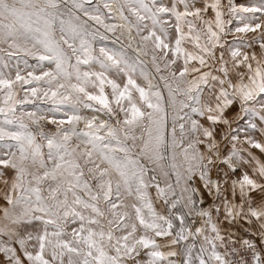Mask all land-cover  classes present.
I'll return each instance as SVG.
<instances>
[{
    "label": "snow or ice",
    "instance_id": "1",
    "mask_svg": "<svg viewBox=\"0 0 264 264\" xmlns=\"http://www.w3.org/2000/svg\"><path fill=\"white\" fill-rule=\"evenodd\" d=\"M0 53V264H264V0H0Z\"/></svg>",
    "mask_w": 264,
    "mask_h": 264
},
{
    "label": "rangeland",
    "instance_id": "2",
    "mask_svg": "<svg viewBox=\"0 0 264 264\" xmlns=\"http://www.w3.org/2000/svg\"><path fill=\"white\" fill-rule=\"evenodd\" d=\"M224 0H222L223 2ZM94 3H98L99 0H93ZM227 2V1H226ZM233 2L236 4V5H243V6H250V5H254V4H258L259 3V0H233ZM104 11L106 12L107 10L104 9ZM209 15H211V13H209ZM108 23H118L119 21H116V20H107ZM232 27L234 28L235 27V22L233 23ZM259 33H248L247 34V37L248 38H251L252 36L254 35H258ZM111 35V34H109ZM227 39L230 41L232 39L231 36L227 37ZM101 45H106L107 47H113V44L112 42L109 40V41H104V42H98L97 44V47L101 46ZM254 50H256L258 52V45H254ZM27 60L28 61V64L30 65H33L34 68H27L23 61L24 60ZM4 62H7L8 65H9V69H6L5 71H11L12 74L14 75L15 74V69H16V66H17V63L19 62V67L21 68L22 70V74H26L27 71H32L34 70L37 74H39L41 72V67H35L37 65V61L32 59L31 57H24L22 54L20 56H15V57H12V58H8L6 56L3 55V53H0V67H2L3 63ZM44 70H47L48 68V65L45 63V65L42 66ZM23 93H21L22 95ZM27 109L28 110H32V105H27ZM49 128H53V126L49 125L48 126ZM243 135V134H242ZM0 187H2V185H0Z\"/></svg>",
    "mask_w": 264,
    "mask_h": 264
},
{
    "label": "crops",
    "instance_id": "3",
    "mask_svg": "<svg viewBox=\"0 0 264 264\" xmlns=\"http://www.w3.org/2000/svg\"><path fill=\"white\" fill-rule=\"evenodd\" d=\"M226 1H227V0H224L223 3H226ZM242 134H243V133H241V136L243 137L244 134H243V135H242ZM256 138L259 139V135H258V134H257V137H256ZM254 151H257V152H258V150H254Z\"/></svg>",
    "mask_w": 264,
    "mask_h": 264
}]
</instances>
